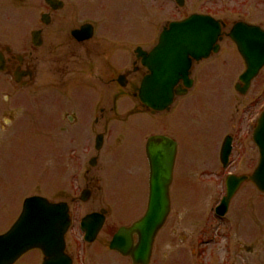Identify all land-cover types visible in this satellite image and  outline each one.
<instances>
[{
    "label": "flooded vegetation",
    "instance_id": "af4514ba",
    "mask_svg": "<svg viewBox=\"0 0 264 264\" xmlns=\"http://www.w3.org/2000/svg\"><path fill=\"white\" fill-rule=\"evenodd\" d=\"M26 1L29 6V0H5V4L8 2L7 7L17 9L23 8ZM137 1L141 9L139 20L146 29H149L152 3H159L160 9L164 5L165 9L176 6L174 0ZM226 1L231 4L233 0ZM30 3L33 11L25 12L2 10L0 3V164L25 158L32 163H47L50 171L46 179L44 176L40 179L38 171H32L31 178L21 176L20 189L26 197L15 219L0 227V238L22 215L25 199L33 196L43 197L54 205H66L69 226L63 237L62 255H43L35 249L21 255H0V264H139L134 261V255L111 251L109 243L120 228L138 221L149 206L146 148L153 136H164L174 142L175 161L169 190L170 213L155 236L147 264H197L200 255H153L158 246H167L166 237L162 240L161 236L177 204L170 194L177 144L165 134L167 130L157 116L170 113L177 106L174 99L166 111L156 112L145 108L137 98V88L146 75L141 59V53L149 51L146 36L133 42L136 35L133 18L120 16L119 12H104V0ZM183 3L186 7L195 4L194 0H183ZM252 3L255 6L252 5L250 14L229 22L216 16L213 9L200 12L197 7L192 8L190 15L217 20L221 26L218 53L221 54L224 37L237 52L229 37L237 25L264 31V0H251ZM224 13L233 15L228 10ZM195 65L198 64L193 63L189 76L193 84L197 80ZM253 81L242 96L253 88ZM257 92H264V88L257 86ZM263 107L259 113L247 109L241 115L227 117L229 127L244 135L239 140L229 136L231 156L234 143L239 147L237 158L243 152L242 147L253 146L252 131ZM143 114L157 119L153 131L129 123ZM57 163L62 164L63 171L56 176ZM233 163L229 159V166ZM2 181L0 174V184ZM136 209L143 212L125 225L119 224L120 210ZM88 216L93 219L84 232L82 223ZM101 221L100 230L92 236V226ZM180 221V216L176 217L170 228L172 238L180 236L177 233ZM86 237H93V241L87 242Z\"/></svg>",
    "mask_w": 264,
    "mask_h": 264
},
{
    "label": "rangeland",
    "instance_id": "374dc122",
    "mask_svg": "<svg viewBox=\"0 0 264 264\" xmlns=\"http://www.w3.org/2000/svg\"><path fill=\"white\" fill-rule=\"evenodd\" d=\"M30 1L37 0H29V6L26 1L23 8L15 7L17 9L7 7L8 2L5 4V0H0V3L2 10L25 12L33 11ZM194 2L183 8L169 5L171 12L165 9V5L160 9L159 3H152L149 29L139 20L141 9L137 0H104L103 11L132 17L136 31L133 42H139L146 36L149 49L156 43L165 22L186 18L192 8L197 7L196 10L200 12L213 9L216 16L224 17L229 22L246 17L252 5L255 6L251 0H233L231 4L226 0ZM227 10L232 11L233 15L226 16L224 12ZM228 29L229 26L225 33ZM228 50L232 52L227 53ZM233 52L235 49L231 47V42L224 37L221 54L195 65L197 80L190 92L176 99L174 106L177 107L170 113L157 116L167 130L165 134L177 144L174 185L170 191L177 204L161 236V239L166 237L164 242L167 246H158L153 255H200L197 264H264V194L257 192L251 184H245L231 201L225 217L217 218L214 214L215 207L225 194L226 176L251 172L258 159L257 150L252 145L246 149L242 147L243 152L237 158L239 147L234 143L230 158L234 163L223 169L218 160L224 137L234 136L237 140L244 138L239 130L229 127L227 117L235 113L241 115L247 109L259 113L264 106V92H257V86L264 88V69L253 81L252 91L246 96L235 93L234 85L244 67L237 52ZM154 121L157 119L143 114L129 123L153 131ZM48 167L47 163H32L25 158L0 164V174L3 175L0 184V227L15 219L22 199L26 197L25 191L20 189L21 176L31 178V172L38 171L40 179L42 176L46 179L50 171ZM60 171H63L62 164H55L56 176ZM11 177L12 182H9ZM40 182L44 183L42 180ZM47 192L44 190V193ZM5 208L10 210L9 213L4 212ZM142 212L143 209L120 210L119 224L125 225ZM179 216L181 221L177 233L180 236L172 238L169 231Z\"/></svg>",
    "mask_w": 264,
    "mask_h": 264
},
{
    "label": "water",
    "instance_id": "95a60500",
    "mask_svg": "<svg viewBox=\"0 0 264 264\" xmlns=\"http://www.w3.org/2000/svg\"><path fill=\"white\" fill-rule=\"evenodd\" d=\"M176 2L179 6L183 5L182 0ZM219 36L220 26L210 17L190 16L181 22L170 23L161 32L156 46L144 57L149 74L141 83L140 101L155 111L167 109L175 95L181 96L191 87L188 76L192 60L199 62L208 58L211 52H217ZM230 37L246 63V70L239 78L244 84L239 92L244 94L250 81L264 65V32L237 25ZM180 81L185 89L177 86ZM252 139L259 152L258 164L248 176L226 178L225 196L215 208L218 217L226 215L231 199L244 182L252 183L258 192L264 194V110ZM230 150V139L227 138L220 153L224 166ZM147 157L150 166L148 209L138 222L120 229L109 245L120 255H134V261L140 264L149 261L155 235L169 213L175 144L165 137H153L147 144ZM68 224L65 205H53L39 197L29 198L25 200L22 215L15 225L0 238V255H21L32 249H39L44 255H62L63 236ZM100 227L101 223L98 222L91 232L96 233ZM133 235L137 238L135 244Z\"/></svg>",
    "mask_w": 264,
    "mask_h": 264
}]
</instances>
